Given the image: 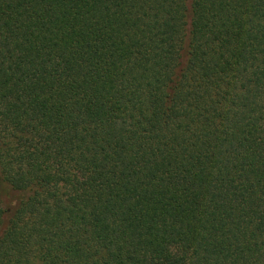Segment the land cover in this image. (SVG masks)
I'll return each instance as SVG.
<instances>
[{
  "label": "trees",
  "instance_id": "trees-1",
  "mask_svg": "<svg viewBox=\"0 0 264 264\" xmlns=\"http://www.w3.org/2000/svg\"><path fill=\"white\" fill-rule=\"evenodd\" d=\"M0 264H264V0H0Z\"/></svg>",
  "mask_w": 264,
  "mask_h": 264
}]
</instances>
